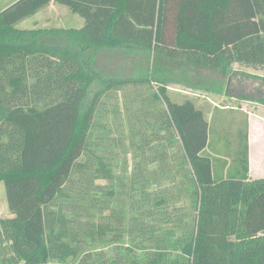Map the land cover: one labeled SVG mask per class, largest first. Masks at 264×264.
Returning <instances> with one entry per match:
<instances>
[{
	"label": "trees",
	"instance_id": "1",
	"mask_svg": "<svg viewBox=\"0 0 264 264\" xmlns=\"http://www.w3.org/2000/svg\"><path fill=\"white\" fill-rule=\"evenodd\" d=\"M53 3L85 25L17 28ZM118 50L221 72L264 105V76L246 71H264V0H18L0 12V264H264L248 126L218 173L197 100H173L157 67L103 76L97 55Z\"/></svg>",
	"mask_w": 264,
	"mask_h": 264
},
{
	"label": "rangeland",
	"instance_id": "2",
	"mask_svg": "<svg viewBox=\"0 0 264 264\" xmlns=\"http://www.w3.org/2000/svg\"><path fill=\"white\" fill-rule=\"evenodd\" d=\"M18 0H0V12L12 6ZM85 25V20L73 13L67 6L53 3L49 8H46L36 15L27 18L17 25L21 30H32L39 28H81ZM161 69L163 78L170 81L169 91L172 99L182 102L187 98L197 100V104L201 105L200 109L205 113L206 119L210 123L211 134L210 141L212 145L207 147L205 155L212 156L214 160L219 159V154L222 158L231 162L234 160V151L232 145L233 126L245 127V119L243 116H236L233 111H221L211 106V102L218 105H223L222 100L226 93L236 94V78H233V86L235 90L230 91L228 84H230L229 77H226L221 72H213L205 69H199L171 60L161 61L155 55L151 59L140 51L118 50L112 52H102L97 55V69L103 76L130 78L139 77L147 70L151 71L155 68ZM240 68L236 65L235 68ZM244 70V67H242ZM249 73L263 75V70L253 68L247 69ZM246 89H252L256 85L244 82ZM225 94H220V91ZM252 91V90H250ZM250 95L249 91L244 90ZM240 93V92H239ZM242 93V94H245ZM254 97V96H253ZM106 103L108 115L106 121L110 129H114V135L122 136L123 125H125L126 108L123 104V99L119 96V101L112 96L108 99L103 98ZM237 102V101H236ZM227 103V102H226ZM229 104L234 106L233 101ZM244 103H242L243 105ZM245 105V104H244ZM243 105V106H244ZM247 105V104H246ZM102 105L100 108L102 109ZM207 108V109H204ZM250 112L259 116H264V105L260 103H250L244 107ZM105 109V108H104ZM241 115V114H240ZM116 117V119H115ZM115 137V136H112ZM125 138V137H124ZM228 144V147H225ZM222 151V152H221ZM232 152V153H231ZM255 178V177H254ZM264 178V177H260ZM11 216L9 205L6 197V188L4 184L0 185V218Z\"/></svg>",
	"mask_w": 264,
	"mask_h": 264
},
{
	"label": "crops",
	"instance_id": "3",
	"mask_svg": "<svg viewBox=\"0 0 264 264\" xmlns=\"http://www.w3.org/2000/svg\"><path fill=\"white\" fill-rule=\"evenodd\" d=\"M229 85L230 84H228L227 86L229 87ZM246 91H248V89H246ZM223 98L224 99L222 100V103L227 102L226 104L218 105L212 101L211 106L221 111H233L236 116L244 117L246 124L245 127H243V125L233 126L231 148L233 149L234 152L235 150H238L241 135H243L242 131H245L246 126H248L249 143H250V177L252 179H261L260 177H264V116H259L255 113L250 112L247 108H244L249 105V101L241 100L233 94L228 95V93H226L225 96H223ZM230 101H233L234 106L232 104H229ZM242 103H244L245 105L243 104L244 105L243 106ZM198 106L201 107V105ZM228 146L229 145L226 144L225 147ZM218 157L220 160H222V162L219 161V159H217L214 160L213 163L216 171L220 173L221 169L223 170L225 159L222 158V154H219ZM224 172H226V170Z\"/></svg>",
	"mask_w": 264,
	"mask_h": 264
}]
</instances>
